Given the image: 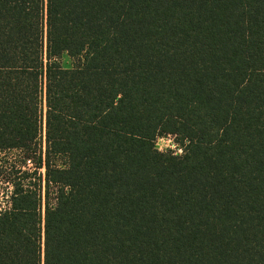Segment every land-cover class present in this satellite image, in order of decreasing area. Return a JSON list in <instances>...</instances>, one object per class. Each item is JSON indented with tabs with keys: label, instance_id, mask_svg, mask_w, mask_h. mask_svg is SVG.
<instances>
[{
	"label": "trees",
	"instance_id": "trees-1",
	"mask_svg": "<svg viewBox=\"0 0 264 264\" xmlns=\"http://www.w3.org/2000/svg\"><path fill=\"white\" fill-rule=\"evenodd\" d=\"M13 150L0 264H264V0H0Z\"/></svg>",
	"mask_w": 264,
	"mask_h": 264
},
{
	"label": "rangeland",
	"instance_id": "rangeland-1",
	"mask_svg": "<svg viewBox=\"0 0 264 264\" xmlns=\"http://www.w3.org/2000/svg\"><path fill=\"white\" fill-rule=\"evenodd\" d=\"M58 62L61 64L62 67H71L74 64V60L72 58H70L68 55L66 54H62L61 57L58 59ZM44 134V132H43ZM154 145L157 148V150L159 151H173L176 154H180L182 152V147L178 145L175 136H173L172 134H167V135H163L160 137H157L154 141ZM38 148H40L42 151H44L45 149V142H44V136L39 137L38 140ZM22 153L18 154L17 151L13 150V151H8L5 153H2L0 155V158L5 161L6 163H8L9 165H12L13 162L18 163L17 165H22L19 164L21 161V157H22ZM7 166V165H6ZM28 167L30 168V170L32 171L33 167H32V163H28ZM44 168H41L39 170H37V173H41L42 175V186H43V200H42V209L44 208ZM9 168H4L2 169V175L6 176L8 175V177L10 176L9 174ZM50 201H52L53 196L52 194H50ZM1 202L2 204L5 205L6 203V197H4V195L1 196Z\"/></svg>",
	"mask_w": 264,
	"mask_h": 264
},
{
	"label": "built area",
	"instance_id": "built-area-1",
	"mask_svg": "<svg viewBox=\"0 0 264 264\" xmlns=\"http://www.w3.org/2000/svg\"><path fill=\"white\" fill-rule=\"evenodd\" d=\"M174 136V135H173ZM160 137V136H159Z\"/></svg>",
	"mask_w": 264,
	"mask_h": 264
}]
</instances>
